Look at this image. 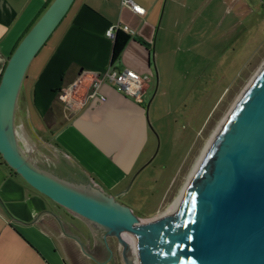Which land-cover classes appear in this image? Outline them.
Instances as JSON below:
<instances>
[{
  "label": "crops",
  "instance_id": "obj_1",
  "mask_svg": "<svg viewBox=\"0 0 264 264\" xmlns=\"http://www.w3.org/2000/svg\"><path fill=\"white\" fill-rule=\"evenodd\" d=\"M52 1L0 0V79L9 57ZM133 1L145 9L143 15L123 0H75L32 60L15 115L16 131L27 146L40 142L61 150L53 175L118 198L134 186L153 151L155 61L163 56L164 44L179 39L174 29L180 0ZM184 1L189 7L195 0ZM118 24L130 28L131 40L112 64L113 37L107 32ZM111 66L150 76L141 102L108 84L101 88L105 101L98 97L78 110L59 100V90L81 71ZM99 231L0 164V264H114Z\"/></svg>",
  "mask_w": 264,
  "mask_h": 264
},
{
  "label": "water",
  "instance_id": "obj_2",
  "mask_svg": "<svg viewBox=\"0 0 264 264\" xmlns=\"http://www.w3.org/2000/svg\"><path fill=\"white\" fill-rule=\"evenodd\" d=\"M75 0H53L0 79V155L35 190L116 237L123 264H264V62L212 137L168 218L151 225L93 186L36 167L17 139L18 97L32 60Z\"/></svg>",
  "mask_w": 264,
  "mask_h": 264
},
{
  "label": "rangeland",
  "instance_id": "obj_3",
  "mask_svg": "<svg viewBox=\"0 0 264 264\" xmlns=\"http://www.w3.org/2000/svg\"><path fill=\"white\" fill-rule=\"evenodd\" d=\"M180 1L179 39L164 44L155 61L153 151L134 186L118 198L147 223L179 197L208 141L264 62V0H195L189 7ZM17 139L36 167L58 172L61 150L40 142L27 146L19 132ZM91 226L114 251V264H123L117 238Z\"/></svg>",
  "mask_w": 264,
  "mask_h": 264
},
{
  "label": "built area",
  "instance_id": "obj_4",
  "mask_svg": "<svg viewBox=\"0 0 264 264\" xmlns=\"http://www.w3.org/2000/svg\"><path fill=\"white\" fill-rule=\"evenodd\" d=\"M123 3L137 14L145 13V9L133 0H123ZM119 30L125 33L132 32L127 25L118 24L111 26L107 34L114 37ZM149 81V75L141 74L130 67L117 69L111 66L100 72L83 70L70 84L59 90L58 98L68 109L78 110L95 98L99 97L105 101L106 97L101 94V88L108 84L126 96L141 102Z\"/></svg>",
  "mask_w": 264,
  "mask_h": 264
},
{
  "label": "trees",
  "instance_id": "obj_5",
  "mask_svg": "<svg viewBox=\"0 0 264 264\" xmlns=\"http://www.w3.org/2000/svg\"><path fill=\"white\" fill-rule=\"evenodd\" d=\"M130 40H131V36H129L127 33L123 32L121 30H119L115 33V36L113 37L112 64H114L121 57L124 49L126 48V46L128 45ZM0 164L4 165L8 169L10 174L17 175L16 171L11 169L6 164V162L3 160L1 155H0Z\"/></svg>",
  "mask_w": 264,
  "mask_h": 264
},
{
  "label": "bare ground",
  "instance_id": "obj_6",
  "mask_svg": "<svg viewBox=\"0 0 264 264\" xmlns=\"http://www.w3.org/2000/svg\"><path fill=\"white\" fill-rule=\"evenodd\" d=\"M220 126V125H219ZM216 133V132H215ZM214 133V134H215ZM214 134H213V136H214ZM212 136V137H213ZM212 137H211V139H212ZM211 139L208 141V143H207V146H208V144H209V142L211 141ZM30 147H31V145H29ZM206 146V147H207ZM33 147V146H32ZM206 147H205V149H206ZM205 149H204V151H205ZM195 168H196V166H195ZM195 170V169H194ZM189 179V178H188ZM188 182V181H187ZM178 199V198H177ZM177 199L172 203V205L162 214V215H160V216H157V217H153V218H151L150 219V223L149 224H151V225H154V226H156V225H159V224H162L167 218H168V216H169V214H170V212H171V209H172V207H173V205H174V203L177 201ZM149 220V219H148Z\"/></svg>",
  "mask_w": 264,
  "mask_h": 264
},
{
  "label": "flooded vegetation",
  "instance_id": "obj_7",
  "mask_svg": "<svg viewBox=\"0 0 264 264\" xmlns=\"http://www.w3.org/2000/svg\"><path fill=\"white\" fill-rule=\"evenodd\" d=\"M116 199L118 200V197H116ZM110 250V257H111V259H112V262H114L113 261V258H114V251L110 248L109 249Z\"/></svg>",
  "mask_w": 264,
  "mask_h": 264
}]
</instances>
